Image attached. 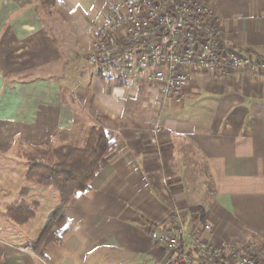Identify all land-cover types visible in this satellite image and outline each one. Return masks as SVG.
Returning <instances> with one entry per match:
<instances>
[{
  "label": "crops",
  "instance_id": "1",
  "mask_svg": "<svg viewBox=\"0 0 264 264\" xmlns=\"http://www.w3.org/2000/svg\"><path fill=\"white\" fill-rule=\"evenodd\" d=\"M116 1L0 0V264H162L168 222L183 223L187 241L210 225L214 245L252 243L264 255V74L192 70L179 107L144 76L105 80L86 53L90 28ZM195 1L225 45L264 62V0ZM93 127L115 135L116 155L68 204L62 242L43 261L30 246L44 226H31L59 198L26 181L17 151L81 148ZM18 204L38 205L27 225L6 216Z\"/></svg>",
  "mask_w": 264,
  "mask_h": 264
},
{
  "label": "built area",
  "instance_id": "2",
  "mask_svg": "<svg viewBox=\"0 0 264 264\" xmlns=\"http://www.w3.org/2000/svg\"><path fill=\"white\" fill-rule=\"evenodd\" d=\"M205 3L195 0H119L109 4L90 28L87 61L105 80L144 76L162 103L181 106L192 70L226 76L239 67L264 74V62L225 45ZM204 225L186 239L183 223L165 224L157 238L162 264H264L258 246L214 245Z\"/></svg>",
  "mask_w": 264,
  "mask_h": 264
},
{
  "label": "trees",
  "instance_id": "3",
  "mask_svg": "<svg viewBox=\"0 0 264 264\" xmlns=\"http://www.w3.org/2000/svg\"><path fill=\"white\" fill-rule=\"evenodd\" d=\"M43 5H52L53 0H40ZM115 135L100 128H91L85 136L83 147L66 145H20L17 157L27 165L25 179L34 185L51 189L59 198V207L53 212L37 239L31 244V252L47 261L46 248L51 243L62 242L65 233V209L78 194L90 191V183L100 171V161L116 155ZM174 166L167 160L165 176L176 175ZM37 204L12 205L6 216L17 225H27L35 218ZM198 221L204 222V214L198 209Z\"/></svg>",
  "mask_w": 264,
  "mask_h": 264
},
{
  "label": "rangeland",
  "instance_id": "4",
  "mask_svg": "<svg viewBox=\"0 0 264 264\" xmlns=\"http://www.w3.org/2000/svg\"><path fill=\"white\" fill-rule=\"evenodd\" d=\"M37 189H39V190H43V191H46V193H48V194H52V193H54L51 189H46V188H37ZM54 195H55V193H54ZM49 201H51V200H49ZM46 209L43 211V212H41L39 215H38V217H37V219H36V221L35 222H33V226H31V227H33L34 229H35V232H36V228H41L42 226H45V224H46V221L48 220L47 219V213H46ZM198 228H199V226H197ZM32 228V229H33ZM37 234V233H36ZM30 237V240H31V238L33 239V238H35L36 236L35 235H29ZM260 250H261V248H259ZM263 254V253H262Z\"/></svg>",
  "mask_w": 264,
  "mask_h": 264
},
{
  "label": "clouds",
  "instance_id": "5",
  "mask_svg": "<svg viewBox=\"0 0 264 264\" xmlns=\"http://www.w3.org/2000/svg\"><path fill=\"white\" fill-rule=\"evenodd\" d=\"M114 94L118 96L121 94V92L119 90H114Z\"/></svg>",
  "mask_w": 264,
  "mask_h": 264
}]
</instances>
